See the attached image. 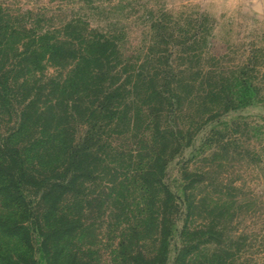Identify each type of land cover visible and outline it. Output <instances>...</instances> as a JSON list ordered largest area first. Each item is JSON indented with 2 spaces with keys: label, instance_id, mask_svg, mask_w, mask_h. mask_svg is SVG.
Segmentation results:
<instances>
[{
  "label": "rangeland",
  "instance_id": "obj_1",
  "mask_svg": "<svg viewBox=\"0 0 264 264\" xmlns=\"http://www.w3.org/2000/svg\"><path fill=\"white\" fill-rule=\"evenodd\" d=\"M0 6L36 29L85 21L120 36L122 52L134 60L159 49L150 21H169L175 37L165 47L176 73L175 105L165 118L166 109L160 112L159 124L176 141L163 150L155 205L147 207L137 176L151 140L146 106H138L135 126L106 131L91 144V171L57 205L56 215L69 213L71 230L59 237L55 227L33 228L34 264L175 258L176 264H264V0H0ZM196 31L204 40L181 43ZM188 49L198 55L182 54ZM3 119L1 134L11 126ZM163 187L185 201L178 211ZM183 227L188 232L181 237ZM53 248L54 261L47 254Z\"/></svg>",
  "mask_w": 264,
  "mask_h": 264
},
{
  "label": "trees",
  "instance_id": "obj_2",
  "mask_svg": "<svg viewBox=\"0 0 264 264\" xmlns=\"http://www.w3.org/2000/svg\"><path fill=\"white\" fill-rule=\"evenodd\" d=\"M168 22L150 21L159 49L134 60L122 52L120 36L85 21L69 19L58 28L36 29L0 6V121L5 116L11 123L0 133V264H34L33 228L55 227L59 237L71 230L69 213L56 215L57 205L91 171V144L96 146L106 131L135 126L138 106H146L151 140L137 176L147 207L155 205L163 186L158 176L163 150L176 141L159 124L160 112L166 109L165 118L175 105L170 86L176 73L165 49L175 37ZM198 35L181 43L204 40ZM182 54L198 55L191 49ZM47 67L53 72L44 74ZM80 125L85 130L78 134ZM75 192L81 193L79 186ZM163 195L175 212L185 204L166 187ZM187 232L181 228L180 236ZM47 254L52 261L58 256L55 248Z\"/></svg>",
  "mask_w": 264,
  "mask_h": 264
}]
</instances>
